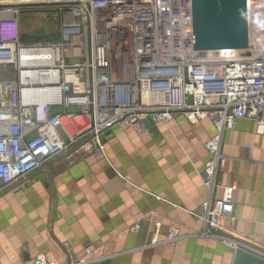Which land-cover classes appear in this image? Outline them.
Masks as SVG:
<instances>
[{"label":"built area","instance_id":"2783aa9c","mask_svg":"<svg viewBox=\"0 0 264 264\" xmlns=\"http://www.w3.org/2000/svg\"><path fill=\"white\" fill-rule=\"evenodd\" d=\"M24 10L49 12L58 39L23 41ZM246 22V48L196 51L191 0H0V69L11 73L0 78V192L85 138L103 152L99 136L115 125L208 119L206 198L190 214L198 237L247 250L226 235L236 185L219 176L224 132L243 118L264 125V0H246Z\"/></svg>","mask_w":264,"mask_h":264},{"label":"crops","instance_id":"0c3cea01","mask_svg":"<svg viewBox=\"0 0 264 264\" xmlns=\"http://www.w3.org/2000/svg\"><path fill=\"white\" fill-rule=\"evenodd\" d=\"M212 134L208 119L146 118L104 131L103 152L88 137L44 163L0 192V264H232L235 250L198 237L201 220L190 214L206 198ZM222 152L219 183L236 185L226 235L264 257V125L239 119Z\"/></svg>","mask_w":264,"mask_h":264},{"label":"water","instance_id":"95a60500","mask_svg":"<svg viewBox=\"0 0 264 264\" xmlns=\"http://www.w3.org/2000/svg\"><path fill=\"white\" fill-rule=\"evenodd\" d=\"M191 14L194 50L247 47L246 0H191ZM232 264H264V257L238 248Z\"/></svg>","mask_w":264,"mask_h":264},{"label":"rangeland","instance_id":"374dc122","mask_svg":"<svg viewBox=\"0 0 264 264\" xmlns=\"http://www.w3.org/2000/svg\"><path fill=\"white\" fill-rule=\"evenodd\" d=\"M18 19L23 41H55L58 39V24L49 12L43 10H24L19 14ZM9 77H11L10 70L0 69V78L7 79ZM69 111L75 112V109L70 108Z\"/></svg>","mask_w":264,"mask_h":264},{"label":"trees","instance_id":"16d2710c","mask_svg":"<svg viewBox=\"0 0 264 264\" xmlns=\"http://www.w3.org/2000/svg\"><path fill=\"white\" fill-rule=\"evenodd\" d=\"M57 40V39H56ZM50 41V40H49Z\"/></svg>","mask_w":264,"mask_h":264}]
</instances>
